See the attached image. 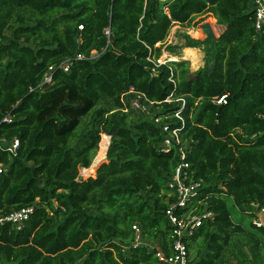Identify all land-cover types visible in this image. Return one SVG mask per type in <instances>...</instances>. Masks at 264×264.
<instances>
[{"label": "trees", "instance_id": "16d2710c", "mask_svg": "<svg viewBox=\"0 0 264 264\" xmlns=\"http://www.w3.org/2000/svg\"><path fill=\"white\" fill-rule=\"evenodd\" d=\"M203 14L223 31L184 35L205 54L191 78L187 61L148 60L173 26ZM253 22V0H0V138L19 142L16 155L0 151V216L33 207L20 230L0 225V264H162L156 252L172 253L165 213L179 146L161 151L164 135L131 108L135 96L181 127L192 180L205 183L186 209L212 214L186 241L189 264H264L251 206L264 207V33ZM101 134L113 137L91 166ZM134 225L152 245H134Z\"/></svg>", "mask_w": 264, "mask_h": 264}, {"label": "built area", "instance_id": "2783aa9c", "mask_svg": "<svg viewBox=\"0 0 264 264\" xmlns=\"http://www.w3.org/2000/svg\"><path fill=\"white\" fill-rule=\"evenodd\" d=\"M162 2H171L173 0H160ZM254 6V22L253 27L255 32L264 33V0H253ZM81 30L82 27L80 26ZM105 35L109 37V31H105ZM158 46V45H157ZM84 57L81 54L76 55V60H82ZM156 67L161 65H166L170 63L167 59H163L160 56L159 59L155 61H151ZM71 60H67L58 66L59 69H62L64 72H67L69 66L71 65ZM171 70V69H170ZM53 71V67H49L48 72L44 75L43 83L48 84L51 82V72ZM172 71V70H171ZM170 81L175 85V80L170 79ZM171 97L167 98L164 102H171ZM226 95H223L219 98L213 100L215 105H225L226 104ZM176 101L181 102V109L184 108L185 101L183 99H177ZM141 108L139 109V113H143L148 116L149 119L153 122L155 126H157L161 133L164 135V139L161 145V151L164 153L169 152L173 145L179 146V154H180V162L176 166L171 179L169 181L168 187L171 190L172 196L175 199V203L170 205L166 211V217L171 225L170 228V239H171V250L172 253L169 256H166L164 253L158 251L155 254V257L162 264H189V252L187 249L186 241L191 238L196 230L203 224V222L210 218L212 214L207 211H203L201 213H195L194 209L186 210L192 200L198 195L199 191L202 187H204L205 183L202 181H193L190 174V165L186 162V155L188 150L186 149V144L182 143L180 138L181 127H173L171 128V123L168 122L169 116H156L150 114L148 108L153 106V103L149 102L148 106L140 104ZM131 106V104H130ZM132 108V106H131ZM133 109V108H132ZM135 111V110H134ZM137 112V111H136ZM174 118L180 121L181 126H183V119L179 115V111L174 114ZM9 121L8 118H4L3 122ZM101 138L107 139L106 151L109 146L110 136L101 134ZM109 139V140H108ZM19 147V142L17 139L5 140L0 138V151H4L5 153H9L10 155H16V151ZM106 155V154H105ZM5 171L3 164L0 162V175H2ZM255 209H258L256 212V217L252 219V224L256 227L264 229V207H258V205H251ZM180 210L181 213H177L176 211ZM33 213V207L28 206L16 210L8 215L0 216V225L4 223H10L15 227V229L20 230L25 222L29 220L30 215ZM250 213V211H249ZM132 230L135 232V241L134 245H145L148 244L145 242L140 236L139 228L134 225L132 226ZM150 245V244H148Z\"/></svg>", "mask_w": 264, "mask_h": 264}, {"label": "rangeland", "instance_id": "374dc122", "mask_svg": "<svg viewBox=\"0 0 264 264\" xmlns=\"http://www.w3.org/2000/svg\"><path fill=\"white\" fill-rule=\"evenodd\" d=\"M204 24H208L211 27L216 39L218 38V36L223 31V28L216 24V20L210 14H203V15L197 16V17L193 18V20L188 25H182V26L175 25L172 27L166 41L162 45L158 44V46H156V47L161 46V57L165 56L166 59L168 58L167 56H170V55L176 57V58L171 59L170 61H168V59H167L168 62L187 61L189 63V69H190L191 75H193L195 72H197L199 69H201L206 63L205 62L204 49H203V47L202 48L201 47L195 48V49L186 48L185 47L186 40L184 38V35L188 36L190 39L195 40V41H205L207 39H211V38L207 37L206 34L202 30V27ZM184 51L190 52V53H192V55H190V56L184 55L183 54ZM184 57H187V58L183 59ZM195 64L197 66H195ZM141 98L142 97H140V96H135L134 98L131 99V106H132L133 110H135V112L136 111L138 112L139 109L141 108L140 107L141 106L140 105L141 104V102H140ZM148 110L152 116L153 114H156L157 112L160 111V107H153V108L150 107V108H148ZM104 139L105 138H101V140H100L98 150L93 157L91 166L95 165V163L100 160V154H101V149H100L101 145L100 144L102 141H104ZM109 144H110V142H109ZM106 152H105V154H106ZM86 170H88V169H86ZM86 170L80 171V174H79L80 177L86 176V173H85ZM230 211H231L232 219L234 222L241 220V215L236 208H234L230 205ZM241 224H243L244 226H247L248 220H246L245 218L244 219L242 218ZM148 244H150V243H148ZM150 245H152V244H150ZM190 255H192V251H190Z\"/></svg>", "mask_w": 264, "mask_h": 264}, {"label": "water", "instance_id": "95a60500", "mask_svg": "<svg viewBox=\"0 0 264 264\" xmlns=\"http://www.w3.org/2000/svg\"><path fill=\"white\" fill-rule=\"evenodd\" d=\"M202 30H203V32L206 34V36L207 37H209V38H211V39H213V40H215L216 38H215V35H214V33H213V31H212V29H211V27L208 25V24H204L203 25V27H202ZM214 66H215V62L214 61H212V62H210V64L208 65V74L209 75H211L212 74V71H213V69H214ZM193 75H189V77L191 78ZM113 136H111L110 137V139L112 138Z\"/></svg>", "mask_w": 264, "mask_h": 264}, {"label": "bare ground", "instance_id": "6f19581e", "mask_svg": "<svg viewBox=\"0 0 264 264\" xmlns=\"http://www.w3.org/2000/svg\"><path fill=\"white\" fill-rule=\"evenodd\" d=\"M167 57H168V56H167ZM163 58L165 59L166 57H163ZM167 59H168V61H170V60H171V57H168Z\"/></svg>", "mask_w": 264, "mask_h": 264}, {"label": "crops", "instance_id": "0c3cea01", "mask_svg": "<svg viewBox=\"0 0 264 264\" xmlns=\"http://www.w3.org/2000/svg\"><path fill=\"white\" fill-rule=\"evenodd\" d=\"M184 53H190V52L184 51ZM170 56H171V55H170ZM170 56H168V57H170Z\"/></svg>", "mask_w": 264, "mask_h": 264}]
</instances>
